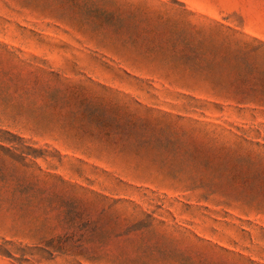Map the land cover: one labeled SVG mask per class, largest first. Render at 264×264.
Returning <instances> with one entry per match:
<instances>
[{"label": "rangeland", "instance_id": "1", "mask_svg": "<svg viewBox=\"0 0 264 264\" xmlns=\"http://www.w3.org/2000/svg\"><path fill=\"white\" fill-rule=\"evenodd\" d=\"M0 264H264V0H0Z\"/></svg>", "mask_w": 264, "mask_h": 264}]
</instances>
